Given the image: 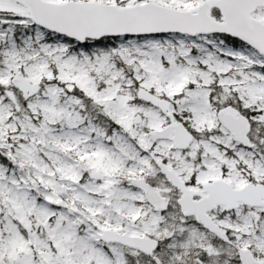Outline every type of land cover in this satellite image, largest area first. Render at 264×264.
I'll return each mask as SVG.
<instances>
[{"label":"snow or ice","instance_id":"snow-or-ice-1","mask_svg":"<svg viewBox=\"0 0 264 264\" xmlns=\"http://www.w3.org/2000/svg\"><path fill=\"white\" fill-rule=\"evenodd\" d=\"M0 264H264V0H0Z\"/></svg>","mask_w":264,"mask_h":264}]
</instances>
